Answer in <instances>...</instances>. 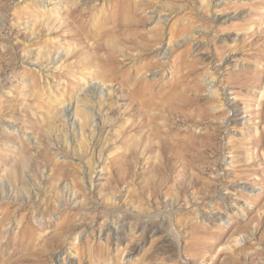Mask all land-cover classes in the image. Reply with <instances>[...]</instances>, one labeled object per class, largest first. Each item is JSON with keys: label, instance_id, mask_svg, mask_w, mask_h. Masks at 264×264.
Wrapping results in <instances>:
<instances>
[{"label": "rangeland", "instance_id": "obj_1", "mask_svg": "<svg viewBox=\"0 0 264 264\" xmlns=\"http://www.w3.org/2000/svg\"><path fill=\"white\" fill-rule=\"evenodd\" d=\"M116 1L0 0V264L17 254V264H264V254H253L264 252V150H232L247 127H263L264 73L242 102L238 79L228 80L263 50L264 0H151L141 27L108 32L131 75L161 83L175 75L187 90L195 79L205 99L222 93L225 114L189 126L203 141L213 133L211 147L186 149L178 166L156 144L145 148L144 128L126 129L139 117L127 113L121 78L81 61L92 39L76 33L96 34ZM154 25L158 40L137 48L135 33ZM84 107L95 113L89 123ZM236 220L238 233L222 240L219 229Z\"/></svg>", "mask_w": 264, "mask_h": 264}, {"label": "bare ground", "instance_id": "obj_2", "mask_svg": "<svg viewBox=\"0 0 264 264\" xmlns=\"http://www.w3.org/2000/svg\"><path fill=\"white\" fill-rule=\"evenodd\" d=\"M218 1L219 0H217L216 2ZM152 3L151 0H147L146 3L141 2V0H117L115 3L114 11L110 15V17L108 16V18L105 19L104 26L98 32H96V34L90 32L76 33L78 37H84L85 39L88 38L92 39V44L91 47L89 48L91 56L88 58L87 57L83 58L80 56L82 59L80 57L79 58L81 59V61L88 60L89 63L90 62L94 63L97 68L108 69L107 73L111 74L113 80L117 78H121V83L123 85V88L125 89V91H127L131 99L130 105H128L127 107V113H129V115H131L132 117H139L138 123L135 121L134 118L129 119V121L126 124V129L130 132H136L137 128H144L145 130H141L142 133L139 135V139L141 141H145V145H146L145 148L147 149L151 148L153 147L154 144H156L158 147V151H160L161 154L169 152L167 159L171 160L174 166H178L181 164V160L183 159V153L186 149L188 151L190 150L197 151L201 149L204 152L209 147H211L212 143L210 141L211 139L214 138L213 133L207 131L205 134L206 135L205 140L203 141L196 137V134L189 126L194 124H204L207 123V121H209L210 119L217 120L220 116L224 115L225 111L224 109H222L225 105L224 97L221 96L222 95L221 92L218 93L216 89H213L214 98L205 99L203 96L200 95L199 87L195 79H193L194 81L193 88L190 87L191 90H187L186 88L185 89L182 88L180 82L178 81V77L175 75H173L171 80H168L163 83H161L159 80H150V79L148 80L146 79V77L139 76L137 74H136L137 76L131 75L129 65L128 67L124 66L123 65L124 62L119 61L115 57L114 54L118 53L117 52L118 47H116L117 43L115 40L112 39L114 37V34L111 35L108 32H113L116 29H121L122 27H126L131 23L141 27L144 23L147 22V17L141 15L142 13L141 10L150 9ZM207 7H210V4ZM150 12L153 13L154 11L152 10ZM218 18L217 21H223L224 19L222 17L220 19ZM154 21L156 20L154 19ZM156 23H158V20L156 21ZM159 31L160 28L157 25H154V27L151 28V30L148 31L147 33L143 32L141 29L140 31H137V33H135L134 36L139 38L140 41L137 43L136 47L139 49L140 48L146 49L148 47H151L149 43L151 42V40L153 41L158 40V37L160 35L159 34L155 35V33L157 32L159 33ZM148 37H150V39H148ZM141 40H147V43H142ZM169 42H171V39L169 40ZM253 47L254 46H252L251 48ZM262 47L263 50L261 49L260 52L258 53L250 52L248 54L249 57L254 59L252 68L245 67L242 69H233L229 73L228 80L229 78L231 79L235 77V79H238L239 81L240 85L235 88L239 89V91L236 93V97H238V99L241 102L243 101V98L240 97L242 90L251 87H256L261 84V75L264 73V60H263L264 43ZM213 49L215 51L213 52L214 55L216 53L219 54L220 51L219 46L217 47L214 46ZM221 52H223V50ZM164 54H165V50L159 52V55L162 57H164ZM127 55L128 53H126V56ZM188 62L192 64L191 67H195L198 61L192 59V61L190 60ZM247 62L250 61L247 60ZM103 71H105V69ZM94 72H98V71H94ZM139 73L140 72H138V74ZM208 76H210L211 80H215V78H217V76L213 75V73H208ZM226 84L228 85L229 82H226ZM244 105L247 109L252 108L251 105L248 104H244ZM258 106L259 109L257 115L259 117L261 116V119H259V123L262 122L263 127L260 129L261 131H259L258 134L252 132L253 127L251 128L250 126L247 127L245 131H242L240 133L241 137L237 139L239 145L233 146L232 148V150H234L235 153L239 149L241 153L247 154L248 156L249 155L253 156V153L249 154V151H251L252 148L254 149L255 147L258 150L260 149L264 150V96L261 97ZM112 112L115 111L112 110ZM80 114L82 116L83 123L85 122L89 123L90 122L89 118H91V121H93V117H95V113L91 109L87 110L85 107L81 110ZM71 122L73 123V120H71ZM184 125H187L188 127L182 129ZM206 127L212 128V125H207ZM247 137L250 138L247 139ZM245 145H250L251 148L250 149H248V147L245 148L244 147ZM252 158L253 157H251V159ZM243 160L244 158H238V157L235 159V161L241 163V165L245 164ZM157 168L158 166H154V168L152 169L155 172H157L158 170ZM234 176L242 177L243 175L235 174ZM248 176L249 175L247 176L245 175L246 178H248ZM228 183H229L228 181H225L226 185H228ZM196 184H198V182L193 183V185ZM201 184L204 187L208 188L206 182L201 180ZM180 191H183V189H181ZM253 211L247 213L248 215L247 221L242 225L243 227H248L250 225L255 215L253 214ZM193 214H195V211L190 212L191 216ZM190 219L192 220V217ZM237 222H238L237 220L234 221V224L232 226H229L227 229H223V228L219 229V233H221L222 235L221 238L222 240L223 239L225 240L226 238L228 239L238 233V229L236 226L239 224ZM26 231L28 232V229L23 227V230L21 232L23 236H25ZM16 241L18 240L16 239ZM21 245H23V243ZM23 247L21 246L22 249ZM20 252L21 251H19V253ZM253 254H264V252L254 251ZM19 255L17 254L16 258L11 257L10 261L8 260V262L6 263L2 262V264H17L21 258ZM59 260L60 259L57 258V261Z\"/></svg>", "mask_w": 264, "mask_h": 264}]
</instances>
